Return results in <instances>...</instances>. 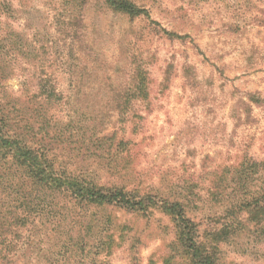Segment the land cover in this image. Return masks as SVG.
I'll list each match as a JSON object with an SVG mask.
<instances>
[{
    "label": "rangeland",
    "instance_id": "obj_1",
    "mask_svg": "<svg viewBox=\"0 0 264 264\" xmlns=\"http://www.w3.org/2000/svg\"><path fill=\"white\" fill-rule=\"evenodd\" d=\"M133 1L148 18L103 0H0V108L57 167L179 198L199 233L241 206L220 264H264L245 211L264 206V0ZM14 167L0 162L4 211L17 205ZM20 188L26 218L1 220L0 264H186L160 208Z\"/></svg>",
    "mask_w": 264,
    "mask_h": 264
},
{
    "label": "trees",
    "instance_id": "obj_2",
    "mask_svg": "<svg viewBox=\"0 0 264 264\" xmlns=\"http://www.w3.org/2000/svg\"><path fill=\"white\" fill-rule=\"evenodd\" d=\"M72 1H76L77 6L80 7L85 3V0ZM103 2L115 13L126 14L131 18L149 17L147 10L133 0H103ZM153 23L156 24V22ZM5 116L3 109L0 108V162H10L11 165L15 166L14 171L18 174L15 185L19 190L16 191L17 198L15 201L17 205L14 206V211H4L0 206V223L2 219H9L6 218L5 214H11L10 220L12 222L24 221L26 214H23V211L17 212V209L25 207V197L22 195L20 187L28 184L50 193L60 194L73 205H93L101 210L114 207L135 208L140 205L139 209L143 213H146L151 207H156L168 215L174 229L173 242L178 246V256L184 258L186 264H220L218 244L228 241L230 236L236 234L241 223L237 216L244 208L235 204L230 205L224 210L225 215L231 216L230 220L221 222L217 228L213 227L199 233L200 230L198 231L197 227L199 222H195L187 215L184 201L180 202L179 198H170L148 192L139 194L135 189L132 191L137 194L132 195V192L125 190L123 186L121 188L107 187L75 170L57 167L48 154L46 144L40 140H38V144H34L36 146H33V142L31 143L29 130H27L29 124L16 127ZM4 177H7V174L0 172V179L3 180ZM247 177L248 175H246ZM0 183L2 184L1 181ZM245 211L249 213L247 220H253L256 226L258 224L257 227L261 233H264V217H259L264 211V206L254 204V206L245 208ZM173 256L171 254L168 256V263Z\"/></svg>",
    "mask_w": 264,
    "mask_h": 264
}]
</instances>
